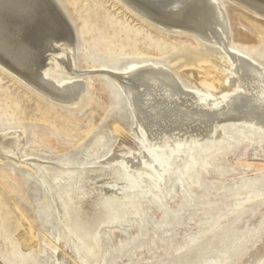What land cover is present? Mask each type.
I'll return each mask as SVG.
<instances>
[{
    "label": "bare ground",
    "instance_id": "6f19581e",
    "mask_svg": "<svg viewBox=\"0 0 264 264\" xmlns=\"http://www.w3.org/2000/svg\"><path fill=\"white\" fill-rule=\"evenodd\" d=\"M122 1L158 27L190 33L197 43L217 50L219 58L211 61L195 56L179 65L177 71L186 83L172 71L174 63L169 61L94 68L111 78L131 116L129 130L114 123L116 144L94 161L26 159V155L21 160L26 130L17 126L16 131L0 135V160L8 158L30 168L52 206L60 232L56 244L48 236L44 241L56 251L55 264H99L106 251L103 227L110 230L126 222H143L147 216L143 200L150 198L149 203L162 205L157 191L164 193L173 176L197 185V169L215 164V142L225 134L238 132L240 141L248 142L264 137V61L243 53L231 40L220 0ZM237 1L264 16V0ZM76 47L74 25L59 0H0V69L67 106L76 105L85 91ZM102 140L103 136L96 137L87 151L100 153ZM208 140L212 145L208 146ZM96 163L103 167L95 170ZM262 169L264 163L255 165L256 171ZM99 171L108 173L107 182L98 184ZM118 183L122 186L117 192L114 186ZM253 200L249 194L236 205L240 208ZM225 204L224 199L214 201L215 213ZM209 210L206 206L198 211ZM215 228L204 231L213 233L210 240L229 231ZM262 229L264 223L255 230H244L238 243L212 264L234 258ZM152 235L149 239L155 241ZM175 244L172 237L163 242L165 249ZM150 259L144 264H151Z\"/></svg>",
    "mask_w": 264,
    "mask_h": 264
},
{
    "label": "rangeland",
    "instance_id": "374dc122",
    "mask_svg": "<svg viewBox=\"0 0 264 264\" xmlns=\"http://www.w3.org/2000/svg\"><path fill=\"white\" fill-rule=\"evenodd\" d=\"M59 2L75 28L76 65L85 91L79 102L70 107L49 100L0 69V135L16 131L17 126L26 130L21 160L26 155V159L46 156L67 157L74 162L94 161L116 144L115 122L130 129L131 116L122 94L108 75L96 72L99 67L169 61L174 63L172 71L186 83L177 71L179 65L195 56H206L211 61L219 58L217 50L197 43L190 33L158 27L122 0ZM220 2L231 40L240 45L243 53L264 61V16L237 0ZM99 136H103V148L100 153H90L87 148ZM215 143V164L197 169V185L173 176L164 193L157 191L162 205L149 203V197L143 200L147 213L143 222L101 229L106 232V251L99 264H144L150 256L151 264H181L178 261L187 253L182 264H212L238 243L244 230L260 228L264 223V169L256 171L255 165L264 163V137L257 142L240 141V133L235 132L225 134ZM15 162L8 158L0 160V261L55 264L56 251L44 241V236H48L56 244L60 232L52 206L30 168ZM94 167L100 170L103 165L96 163ZM101 172L98 184L109 178L107 172ZM118 185L113 187L117 192L122 184ZM249 194L254 200L243 202L238 208L236 204ZM218 199H224L226 204L216 214L212 204ZM206 206L211 208L207 213L198 211ZM215 226V231L221 227L229 231L210 240L213 233L204 231ZM168 237L176 244L165 249L163 242ZM224 263L264 264V229Z\"/></svg>",
    "mask_w": 264,
    "mask_h": 264
}]
</instances>
